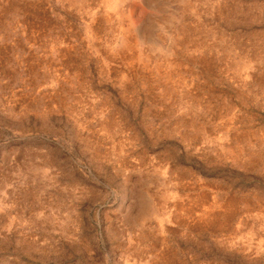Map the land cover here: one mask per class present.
I'll return each instance as SVG.
<instances>
[{
  "label": "rangeland",
  "instance_id": "1",
  "mask_svg": "<svg viewBox=\"0 0 264 264\" xmlns=\"http://www.w3.org/2000/svg\"><path fill=\"white\" fill-rule=\"evenodd\" d=\"M0 264H264V0H0Z\"/></svg>",
  "mask_w": 264,
  "mask_h": 264
}]
</instances>
